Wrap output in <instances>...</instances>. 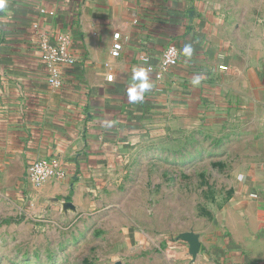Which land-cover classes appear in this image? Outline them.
Returning <instances> with one entry per match:
<instances>
[{"label":"crops","instance_id":"obj_1","mask_svg":"<svg viewBox=\"0 0 264 264\" xmlns=\"http://www.w3.org/2000/svg\"><path fill=\"white\" fill-rule=\"evenodd\" d=\"M59 32L70 36L78 61L55 90L39 40L54 42ZM116 33L119 59L111 56ZM169 45L180 50V66L157 80L143 58L156 65ZM140 69L146 81L135 75ZM142 83L151 87L132 102L129 89L140 92ZM211 115L231 116L232 140L252 150L233 171L230 201L195 231L197 258L175 238L166 264H264V0H3L0 189L21 206L65 219L88 214L104 203L96 196L146 128L159 132L163 121L170 132L205 130ZM41 159L61 161L74 178L27 183ZM63 203L72 207L64 212Z\"/></svg>","mask_w":264,"mask_h":264},{"label":"rangeland","instance_id":"obj_2","mask_svg":"<svg viewBox=\"0 0 264 264\" xmlns=\"http://www.w3.org/2000/svg\"><path fill=\"white\" fill-rule=\"evenodd\" d=\"M230 117L211 115L205 130L146 128L85 215L42 214L0 189V264H166L172 241L207 229L231 199L233 171L252 149L232 140Z\"/></svg>","mask_w":264,"mask_h":264},{"label":"built area","instance_id":"obj_3","mask_svg":"<svg viewBox=\"0 0 264 264\" xmlns=\"http://www.w3.org/2000/svg\"><path fill=\"white\" fill-rule=\"evenodd\" d=\"M46 14V10H42ZM53 14V13H52ZM37 29L38 26H35ZM39 37V36H38ZM124 45L121 35L114 34V43L111 56L119 59L122 56ZM40 60L47 72V81L52 89L59 90L65 85V70L73 67L78 58L71 49V38L67 33L59 32L54 42L46 37L39 40ZM149 73L155 74L157 80H163L164 76L180 66L181 52L175 45H169L164 51L158 64H152L149 57L143 58ZM109 67V65H107ZM222 70H228L226 66ZM114 76L108 75L107 80L113 81ZM74 175L65 165L57 159H41L34 162L27 170L25 180L38 188L51 180H72ZM254 197H256L254 195Z\"/></svg>","mask_w":264,"mask_h":264},{"label":"water","instance_id":"obj_4","mask_svg":"<svg viewBox=\"0 0 264 264\" xmlns=\"http://www.w3.org/2000/svg\"><path fill=\"white\" fill-rule=\"evenodd\" d=\"M194 15H195V12H192L191 17H193ZM70 207H72L70 203H63L64 212H67L68 209H70ZM177 241L187 243L189 245L190 256H192L193 258H197V256L200 253L201 245H202L199 234L193 231L184 232L177 237ZM117 264H120V263H117Z\"/></svg>","mask_w":264,"mask_h":264},{"label":"clouds","instance_id":"obj_5","mask_svg":"<svg viewBox=\"0 0 264 264\" xmlns=\"http://www.w3.org/2000/svg\"><path fill=\"white\" fill-rule=\"evenodd\" d=\"M3 6V0H0V7ZM191 47L190 46H186L184 48V52L186 54H191ZM135 75L139 78H141L142 81H146L147 80V76H146V73L143 69H140V70H137L135 71ZM151 87L150 84H147V83H142V86H141V91L140 92H137L135 88H131L129 89V99L132 101V102H136L138 100H142L143 99V96H142V93L146 90V89H149ZM242 179V177H240Z\"/></svg>","mask_w":264,"mask_h":264}]
</instances>
